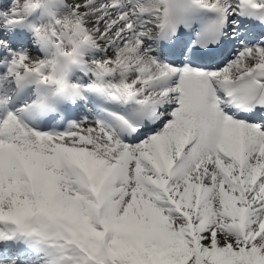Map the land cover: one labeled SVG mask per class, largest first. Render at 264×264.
Instances as JSON below:
<instances>
[{
	"label": "snow or ice",
	"instance_id": "obj_1",
	"mask_svg": "<svg viewBox=\"0 0 264 264\" xmlns=\"http://www.w3.org/2000/svg\"><path fill=\"white\" fill-rule=\"evenodd\" d=\"M0 264H264V0H0Z\"/></svg>",
	"mask_w": 264,
	"mask_h": 264
}]
</instances>
